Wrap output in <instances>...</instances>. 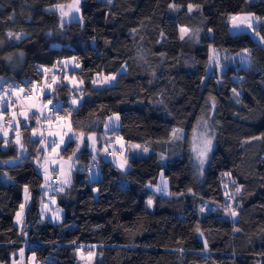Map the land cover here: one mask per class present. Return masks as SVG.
Returning a JSON list of instances; mask_svg holds the SVG:
<instances>
[{"label":"trees","instance_id":"16d2710c","mask_svg":"<svg viewBox=\"0 0 264 264\" xmlns=\"http://www.w3.org/2000/svg\"><path fill=\"white\" fill-rule=\"evenodd\" d=\"M69 1L0 0L4 86L16 83L29 91L51 81L54 68H63L66 74L50 94L63 110L51 108V116L69 117L75 133L101 137L107 120L119 115L118 136L153 153L130 160L122 171L100 151L94 155L88 139L82 146L67 142L62 158L72 157L79 145L76 162L83 172L73 175L66 192L56 191L63 222H42L44 178L35 161L45 152L32 134L34 117L29 125L21 123L27 158L0 164V264L12 259L28 264L30 255L40 264H80L77 250L93 246L103 256L96 264H264V44L247 32L230 31L233 16L264 18V0H84L82 23L61 27L59 14L49 9ZM182 27L189 32L184 40ZM258 31L264 37V25ZM8 32L21 38L9 40ZM212 48L233 55L247 49L250 66L229 65L219 81L207 75ZM66 60L80 66L70 73L80 89L65 82ZM122 66L127 70L114 86L94 88L96 75H117ZM77 95L83 101L75 109L70 101ZM210 113L214 147L201 174L190 138L197 120ZM173 129L183 131L184 139L169 142ZM12 138L4 149L0 137L2 162L18 156ZM92 161L102 176L96 181L88 174ZM3 172L12 180L7 186ZM161 174L172 198L149 188L159 184ZM25 189L29 206L19 229L15 218ZM226 191L234 197L235 218L224 214ZM205 203L218 210L201 212Z\"/></svg>","mask_w":264,"mask_h":264},{"label":"rangeland","instance_id":"374dc122","mask_svg":"<svg viewBox=\"0 0 264 264\" xmlns=\"http://www.w3.org/2000/svg\"><path fill=\"white\" fill-rule=\"evenodd\" d=\"M257 0H247V2L249 3H255ZM84 0H80L79 3V8H80V13H75L72 12L71 15L69 17H65L64 18V23L63 26L67 23H71V22H78V23H82V19H71V16H79L82 18L81 16V9H82V4H83ZM56 5H61L65 8V10H68L70 7H72L74 5V0H71L67 3H59ZM52 6L49 10L55 11L59 14V18H60V13L59 11L56 10L55 6ZM248 15L243 14L241 16H238V18H242L243 16ZM256 16V15H255ZM237 17V16H236ZM258 17V16H257ZM261 23L254 25L257 30L261 25H264V18H261ZM237 24L240 23V19H237L235 21ZM230 31L232 34H238L241 32H247L249 33L252 38L257 42H258V38L256 37L255 33H252L251 30L245 28L243 25H241V27L239 28H234L233 27V21L230 19ZM260 34V33H259ZM181 36V33H180ZM189 36V32L187 31L184 34L183 40L185 38H187ZM261 36V35H260ZM244 51L237 53V54H228L226 52L220 51L218 49L212 48L210 50V54H209V67L207 70V75H214L216 74V76H218L219 81L221 80V77L223 75V73L225 72L226 68L229 65H236V63H239L242 67L248 68L250 66L251 63V57L249 56L248 60L245 62H242L241 57ZM250 53V51H249ZM77 63L74 60H66L64 61V66L68 69V73L66 75L65 78V82L67 84H69L72 88H79V85H81V83L76 79V78H72L70 76V73L79 69V67L76 66ZM127 70V69H126ZM126 70L121 71L116 75V80L118 78L119 74L125 73ZM60 73H55L56 76L52 77V80L44 83L42 85H35L34 88H31V98L30 99H26V95L29 93V91L26 89V87L20 85V84H16L14 83L13 85H10L9 88H5V80L0 78V95H3L5 92L7 93L6 96H4V100H0V137L3 138L5 141H7L8 143H10L11 141V137L13 136V142L14 144L17 146V149L19 150L18 156L14 159H10L8 161L2 162L0 161V164L2 166H13L16 164H19L20 162H22L24 159L27 158V154L24 151V147L22 145V141H21V137L19 134V128L21 126V123H23V125H29V119L30 117H34L32 119H35L37 122V116L32 115V111L33 110H37L39 109L40 112L38 113V117H39V123H37V128H36V132L37 135L33 136L34 138H39L42 140V150L45 152L44 155L41 157V159H38L37 161H35V164L37 166V168L41 171L42 176L44 178V184L42 186V192H43V199L44 202L41 205V221L45 222V221H50L52 224H60L63 222L64 220V214L63 211L61 210V208H59L58 204H57V200H56V191H60L59 193L62 194L64 192H66V190H68V188L71 186L72 182H73V175L77 172H83V170L80 168V165L78 162H76V155L78 153V150L75 152V155L72 156V160L75 161L73 167L69 170L68 168V164L65 163L66 161L68 163H71L72 161H69V159L67 158H62L61 153L64 150L67 142H70L71 140L74 141H78L76 139H72V137L76 136V135H80L78 133H75L72 128H71V121L69 117H64V118H60V115H53L51 116V108H55V109H59L60 108V103H55L53 101L52 104H48L47 106H45V101L48 99V92H52L55 89V86L58 82V78L60 77L61 74H66V72L62 71V69L60 68ZM103 77H105L104 75H96L94 78L95 83H93L94 88L96 89H103V88H108V87H112L115 85L116 80L109 83V84H105L102 83ZM55 80V83H53V81ZM12 88H24V92L23 93H19V95L17 96V94L13 93L11 91ZM81 88V86H80ZM79 88V89H80ZM9 91L12 92V94H9ZM78 96V95H77ZM79 102L76 105L71 104V106L73 108H77L81 102L83 101L82 96H78L77 97ZM17 102L19 104V109L23 110V112L26 113V115L28 116V119L25 120L23 116L20 115V111L19 113H13V111H16V107L14 108L13 106H10L11 109L14 108V110L12 112H9V107H5L3 105H5V103L7 102L8 104H11V102ZM27 105L26 107L23 105ZM29 105H34V107H29ZM8 109V113H6ZM26 109H28V113L26 112ZM212 113H210L208 119V126H209V136L214 137V130H213V126L211 123V119H212ZM117 115L112 116L111 118H113V120H107L106 124H108V128L106 129V135L103 134L101 135V137L99 135H93L95 137V142L93 144V142L91 141V145H90V150L92 151V153L94 155L97 154V147H99V151L103 154V156H105L107 161H110L111 163H113L116 167H118L120 170L125 171L128 170L129 167L127 168V166L129 165V161L132 159H143V158H148L149 156H151V154L153 153V151L146 147V146H142L139 145V148H137L136 146L138 144H134V143H127L125 142L122 138H118V139H122V141L125 144V148L121 149L120 151L118 150L116 143V137L118 136L116 133L118 132L119 128H120V116H119V121H116L115 123H118L119 127H113V121L114 118ZM46 118H50V119H46ZM24 121V122H22ZM203 130V129H201ZM181 131V130H180ZM184 135V132L181 131ZM5 133L7 135H5ZM43 134L42 136L40 134ZM17 136L19 137V141L20 144L17 145L15 143V140L17 138ZM61 137L63 138V143H61ZM85 135H83V138L80 142V146H82V142L84 141ZM104 140H106L105 142L107 144H104ZM175 141V140H174ZM192 135L190 138V152L192 153L194 160H195V153L192 152ZM47 142L49 143L48 146H46ZM55 142V144L57 145L55 151H52V147H53V143ZM178 142V141H175ZM7 143V145H8ZM101 145V146H100ZM118 145V144H117ZM22 146V147H21ZM101 147V149H100ZM119 147V146H118ZM214 147V139H213V143H212V150ZM4 149L7 148V146H3ZM147 148L148 151L144 152L143 149ZM211 150V152H212ZM208 153V157L210 155V153ZM161 155L163 154H159V158L161 162H166V159L161 160ZM165 156V155H163ZM166 157V156H165ZM207 157V159H208ZM9 161H12L13 163H9ZM125 161H127V163H125ZM207 161V160H206ZM95 161H92V166L90 167V179L93 180H99L98 177H96V174H99L100 179L102 178L99 170H98V166L97 164H93ZM195 164L197 168H200L198 162L195 160ZM61 166H63V170L62 171H58ZM93 166H96V169H92ZM204 166V165H203ZM127 168V169H126ZM45 169H47V173L45 172ZM45 176H47V179H45ZM162 178H163V182L167 184V192L169 193L168 195H164L162 192L156 191L157 187H162L163 183H162ZM68 180L69 183H64L65 180ZM12 182V180L10 179L9 175L7 172H3V174L1 175V183L3 186H7ZM230 185L231 182L229 181ZM62 187L63 190H60ZM150 190L158 195H161L165 198H172L173 195H171L169 188H168V182L167 180H165L163 174H161L160 179H159V184L154 188L152 186H149ZM231 194V193H229ZM148 202V201H147ZM229 203V201H228ZM23 210L18 211L19 213V221L17 220V216L15 218V226L19 229L22 228V226L25 223V218H26V212H27V208L29 206V194H28V190L24 192V197H23ZM234 205V200L232 201V206ZM147 207L152 210L153 208V203L152 206L149 207L148 203H147ZM205 211L203 213H210V212H214L218 210V206L214 205V204H210V203H205L204 206ZM17 213V214H18ZM205 214H203L202 216H204ZM229 218H232L230 215H226ZM89 252H94L95 255L91 258H89L88 254ZM77 260L80 264H96L97 262H102L103 261V256L99 255L98 251L96 250L95 246L92 247V249L90 251H85L84 248H80L79 250H77ZM28 264H40L37 262L36 258L34 255H30V257L28 258Z\"/></svg>","mask_w":264,"mask_h":264},{"label":"snow or ice","instance_id":"6c2138e0","mask_svg":"<svg viewBox=\"0 0 264 264\" xmlns=\"http://www.w3.org/2000/svg\"><path fill=\"white\" fill-rule=\"evenodd\" d=\"M79 3H80V0H74V5L72 7H70L68 10H65V8L61 5L55 6L56 10L59 11V13H60L61 27H63L65 17H69L72 12H75L77 14L80 13ZM108 3H111V0H108ZM170 7L174 8L175 5L171 4ZM187 10H188V12H191L193 10V6L191 4H189L187 7ZM71 19H82V18L79 16H71ZM237 19H240L239 24H237L235 22ZM231 20L233 21V27L234 28H239V27H241V25H243L245 28L251 30L252 33H255L256 37L258 38L259 43L264 44V37L260 36L259 31L254 26V25L260 24L262 22L260 17L255 16V14H248V15L243 16L242 18H238L236 16H233V17H231ZM187 31L188 30L186 28H183V27L180 29L181 39H183L184 34ZM7 37L9 40H12V39L19 40L21 38L20 35L14 34L12 32H8ZM249 56H250L249 51L247 49H245L243 54H242V57H241L242 62L247 61ZM73 59H75V58H73ZM76 66L79 67V65H76ZM124 70H126V66H122V71H124ZM45 71H47V70H45ZM115 80H116L115 74L114 75H108V76L103 77L102 83L109 84ZM53 83H55V80L53 81ZM93 83H95V81H93ZM11 91L13 93L17 94V96H18L19 93L24 92V88H12ZM233 92L235 93V89H233ZM6 95H7L6 92L3 95H0V100H4V96H6ZM237 95H238V93H237ZM25 98L26 99L31 98V89L29 90V93L26 95ZM70 102H71V104L76 105V104H78L79 100L77 97L73 96ZM52 103H53V100H52L51 95L49 94L48 99L45 101V106H47L48 104H52ZM3 106L10 107L11 105L6 102L5 105H3ZM29 107H34V105H29ZM214 108H215V104L212 103L211 109H214ZM54 110L57 111V113H58L59 111H62L63 109H55L54 108ZM36 112L39 113L40 110L37 109ZM20 115L23 116L25 120L28 119V116L26 115L25 112L21 111ZM0 118H2V117H0ZM46 119H50V118H46ZM109 119L113 120V118H109ZM209 119H210V117H209ZM116 121H119L118 115L115 116V118H114V121L112 124L113 127H119L118 123H115ZM37 123H39V117L38 116H37ZM105 128L106 129L108 128V124L105 125ZM201 129H203V130H201ZM209 131H210V129L208 126V119H205L204 117H201L199 120H197L196 126L192 130V141H191L192 149L191 150L193 153H195V160L198 162V164L200 166L201 174L203 172V165L205 164V162L207 160L208 153L211 152V150H212V143H213L214 137L208 135ZM32 134H33V136H35V135H37V132L35 130H33ZM5 135H7V134L5 133ZM40 135L42 136L43 134L41 133ZM82 138H83V134L76 135V136L72 137V139H76L78 141H81ZM259 138L260 137H253V139H259ZM88 139L90 141H92L94 144V142H95L94 136L90 135V136H88ZM183 139H184L183 133L179 129H173L169 142H171L173 140L180 141ZM60 142L63 143L62 137H61ZM7 143H8L7 141L4 142L5 147L7 146ZM15 143L17 145L20 144L18 136L15 140ZM56 147H57V145L54 142L53 147H52V151H55ZM136 147L139 148V145H137ZM78 148H79V145H77V150H78ZM143 151L147 152L148 149L144 148ZM73 155H75V153H73ZM68 159H69V161H72V162L68 163L66 161L65 163L68 164V168L70 170L73 167L75 161L72 160V157H69ZM164 159H166V157L161 155V160H164ZM9 163H13V162L9 161ZM125 163H127V161H125ZM62 170H63V166H61V168L58 171H62ZM45 172L47 173V169H45ZM225 175H228V174L226 173ZM45 179H47V176H45ZM64 183H69V181L66 179L64 181ZM162 183H163V186L162 187L158 186L156 191L162 192L164 195H168L169 193L167 192V184L163 182V178H162ZM233 183H235V181H233ZM227 187L228 186L225 185V189H227ZM60 190H63L62 187ZM25 191H27V189H25ZM240 192H241V186H237L235 188V193L239 194ZM225 198H226V200L229 201V203L224 205V214L230 215L232 218H235L236 216H238L239 213H238L237 208H233V206H232V201L234 200V197L226 191L225 192ZM147 203H148V206L151 207L153 201L151 199H149ZM22 210H23V205H21V211ZM200 211L204 212L205 208L202 207L200 209ZM17 220L19 221V213L17 214ZM236 230L239 231V229H236ZM197 231L199 232V229H197ZM200 234L203 235V233H200ZM21 255H23V253H21ZM94 255H95L94 252H89V254H88L89 258L93 257Z\"/></svg>","mask_w":264,"mask_h":264},{"label":"crops","instance_id":"0c3cea01","mask_svg":"<svg viewBox=\"0 0 264 264\" xmlns=\"http://www.w3.org/2000/svg\"><path fill=\"white\" fill-rule=\"evenodd\" d=\"M61 65L64 66V61L61 62ZM64 67H65V66H64ZM73 79H74V78H73ZM66 84H67V83H66ZM68 85H69V84H68ZM69 86H70V85H69ZM80 86H81V85H79V88H80ZM6 87H7V86H6ZM6 87H5V88H6ZM8 88H9V86H8ZM79 88H74V89H79ZM9 92H10V91H9ZM51 93H52V92H48V95L51 94ZM11 94H12V92H11ZM10 105H11V106L14 105V108L16 107V111H14V113H19V111H20V112H21V111H24V109L21 110L22 108L19 109V104H18L17 102H15V101H14V103L11 102ZM23 105H24L25 107L27 106V105H25V104H23ZM14 108L11 109V108L9 107V112H12V111L14 110ZM7 111H8V109H7ZM26 112L28 113V109H26ZM35 114L38 116V113L36 112V110H33V111H32V115H35ZM105 133H106V128H105ZM106 134H107V133H106ZM106 134H105V135H106ZM116 134H117V133H116ZM117 135H118V134H117ZM92 136H93V134H92ZM96 136H97V135H96ZM119 137H120V136H117L115 141H117L116 146H117L118 150L120 151L121 149H124V148H125V144H124V142L122 141V139H118ZM84 138H85L84 140H87V139H88L87 136H85ZM120 138H121V137H120ZM87 141H88V146H89V148H90V145H91L90 143H91V141H90L89 139H88ZM48 144H49V143L47 142L46 146H48ZM117 144H118V145H117ZM118 146H119V147H118ZM90 151H91V150H90ZM121 151H122V150H121ZM121 151H120V152H121ZM91 152H92V151H91ZM98 152H99V147H97V153H98ZM101 154H102V153H101ZM102 157L106 160V158L103 156V154H102ZM93 164L96 165L97 162L95 161ZM112 164H113V163H112ZM113 165H114V164H113ZM91 166H92V165H91ZM91 166H90V167H91ZM114 166H115V165H114ZM127 167H128V166H127ZM92 169H96V166H93ZM126 169H127V168H126ZM90 170H91V169H90ZM90 170H89V173H88V174H89V178H90ZM96 177L100 178L98 173L96 174ZM90 180H91V179H90ZM94 181H95V180H94Z\"/></svg>","mask_w":264,"mask_h":264},{"label":"built area","instance_id":"2783aa9c","mask_svg":"<svg viewBox=\"0 0 264 264\" xmlns=\"http://www.w3.org/2000/svg\"><path fill=\"white\" fill-rule=\"evenodd\" d=\"M62 69V71L64 72L65 71V69H63V68H61ZM53 71L55 72V73H60L61 71H60V68H54L53 69ZM66 72V71H65ZM51 112H52V109H51ZM104 144H107L105 141H104Z\"/></svg>","mask_w":264,"mask_h":264},{"label":"water","instance_id":"95a60500","mask_svg":"<svg viewBox=\"0 0 264 264\" xmlns=\"http://www.w3.org/2000/svg\"><path fill=\"white\" fill-rule=\"evenodd\" d=\"M11 264H26L23 262V259L21 261H16L15 259H12Z\"/></svg>","mask_w":264,"mask_h":264}]
</instances>
